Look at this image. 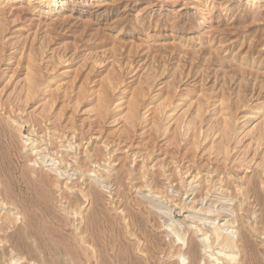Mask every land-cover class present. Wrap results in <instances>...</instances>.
Wrapping results in <instances>:
<instances>
[{"label":"rangeland","instance_id":"374dc122","mask_svg":"<svg viewBox=\"0 0 264 264\" xmlns=\"http://www.w3.org/2000/svg\"><path fill=\"white\" fill-rule=\"evenodd\" d=\"M219 225L264 264V0H0V264H218Z\"/></svg>","mask_w":264,"mask_h":264},{"label":"bare ground","instance_id":"6f19581e","mask_svg":"<svg viewBox=\"0 0 264 264\" xmlns=\"http://www.w3.org/2000/svg\"><path fill=\"white\" fill-rule=\"evenodd\" d=\"M44 2L47 3L50 10H53V9L59 8L63 4L64 0H40V3L44 4ZM218 214L216 217L217 220H219L221 218V215H218ZM234 223H235V221H234ZM234 223L233 222L231 223V220H226L225 225H228V226L231 225L232 226V225H234ZM170 230L176 236V238H178L179 240H185L184 233L183 232L181 233V231L178 229L177 225L176 226L171 225ZM200 231L203 233V230H200ZM203 236L205 237V239L208 242H211V240L214 239V242H216V243L218 242V244L220 246L217 249L219 257L218 256L216 257L215 254H211L210 258H212L218 264H220L219 262H221V259L223 261H225L226 264H236L237 256H238L237 243L234 241V239L232 240L228 236H225L224 233H222V228L220 225L212 231V234L204 232ZM212 244L213 243L211 242V246H213ZM212 248H214V246ZM213 253H215V251ZM181 257H182V255H181ZM13 264H17V262H13ZM237 264H240V263L238 262Z\"/></svg>","mask_w":264,"mask_h":264}]
</instances>
